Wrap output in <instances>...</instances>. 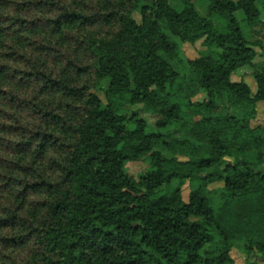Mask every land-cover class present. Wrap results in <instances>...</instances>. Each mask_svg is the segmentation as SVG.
Segmentation results:
<instances>
[{"label":"trees","instance_id":"1","mask_svg":"<svg viewBox=\"0 0 264 264\" xmlns=\"http://www.w3.org/2000/svg\"><path fill=\"white\" fill-rule=\"evenodd\" d=\"M206 1L220 26L190 0H0V264H235L239 247L264 264V242L237 245L208 189L221 183L228 203L260 195L264 210V64L255 94L233 79L264 57V35L252 42L239 20L264 27V0ZM176 39L209 49L184 61L203 101L174 89ZM146 157L152 171L130 176Z\"/></svg>","mask_w":264,"mask_h":264},{"label":"rangeland","instance_id":"2","mask_svg":"<svg viewBox=\"0 0 264 264\" xmlns=\"http://www.w3.org/2000/svg\"><path fill=\"white\" fill-rule=\"evenodd\" d=\"M196 7L201 17L212 20L216 26H220L221 22L217 17L210 16L209 2L206 0H190ZM261 11V20L264 22V9L261 3L258 4ZM136 20L141 23V17L135 13ZM242 15H239L241 26L247 37L252 41H261L264 35V27L258 26L255 29L247 27L242 21ZM98 32L97 28L87 29L85 31H78L81 36H93ZM179 45L181 57L184 61H193L202 56L207 55L209 49L206 47L204 40L198 41L194 44L182 42L176 39ZM264 64V57H257L252 66L242 68L237 74L234 75V81H245L251 88L253 94L257 92V84L253 78V73L256 69H259ZM184 65V78L179 80L174 87L175 90L181 88L183 85H192L193 99L197 101H203L205 99V93L198 88L196 83L194 84L193 74L186 69V62ZM109 87V80L102 82L98 96L102 100L103 107L108 106V98L106 91ZM191 87V86H190ZM179 101L183 104L187 103L184 98H179ZM116 106L120 107L121 112L127 117L135 112L146 120L149 130H157L156 124L159 117L148 111L144 106H131L124 98L118 99ZM255 125H264V103H260L258 106V116ZM130 128L134 129L135 125L130 123ZM167 132L178 137L183 136V130L177 127H171ZM166 132V133H167ZM127 172L130 176L138 179L142 174L152 171V162L149 157L143 158L139 161L130 162L126 166ZM210 191V204L214 208L217 217L223 224V226L229 231L235 243L240 246L246 245L250 240L264 242V210L260 209L259 205L262 201L260 195L248 197L246 199L239 200L234 203H228L222 194L221 183H214L208 187ZM189 187L185 186L183 196L187 200L189 196ZM233 257L235 264H246V256L242 252L241 248H236L233 251ZM253 260V259H252ZM254 261V260H253Z\"/></svg>","mask_w":264,"mask_h":264}]
</instances>
